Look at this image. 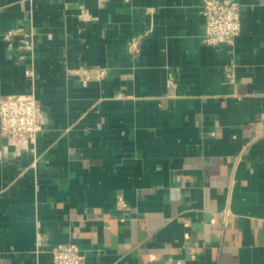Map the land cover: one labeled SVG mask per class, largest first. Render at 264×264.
<instances>
[{
  "label": "crops",
  "instance_id": "obj_1",
  "mask_svg": "<svg viewBox=\"0 0 264 264\" xmlns=\"http://www.w3.org/2000/svg\"><path fill=\"white\" fill-rule=\"evenodd\" d=\"M235 1L208 45L202 0H0V98L43 126L0 134V264H264V0Z\"/></svg>",
  "mask_w": 264,
  "mask_h": 264
},
{
  "label": "built area",
  "instance_id": "obj_2",
  "mask_svg": "<svg viewBox=\"0 0 264 264\" xmlns=\"http://www.w3.org/2000/svg\"><path fill=\"white\" fill-rule=\"evenodd\" d=\"M203 42L219 45L232 42L241 32V7L235 0H202ZM12 31L6 34L9 39ZM136 47V42H133ZM26 74L32 75L33 69ZM107 75L106 68H88L86 79H100ZM42 110L35 93L9 94L0 98V134L16 145L29 147L36 142L42 130ZM84 258L80 247L69 242L52 249V264H80Z\"/></svg>",
  "mask_w": 264,
  "mask_h": 264
}]
</instances>
